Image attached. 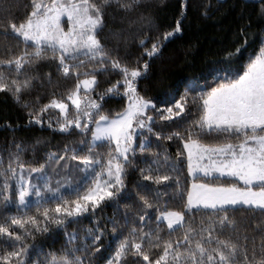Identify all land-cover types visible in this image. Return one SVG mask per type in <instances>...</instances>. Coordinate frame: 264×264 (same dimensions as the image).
Here are the masks:
<instances>
[{"label":"snow or ice","instance_id":"1","mask_svg":"<svg viewBox=\"0 0 264 264\" xmlns=\"http://www.w3.org/2000/svg\"><path fill=\"white\" fill-rule=\"evenodd\" d=\"M11 7L0 0V92L23 103L30 124L43 126L45 114L58 110L47 126L80 139L46 152L42 163L35 160L40 140H13L0 151V264H264V42L243 68L231 64L243 45L226 52L211 84L192 81L179 99L169 91L158 108L137 88L149 69L143 58L158 57L182 32L179 20L152 37L145 0H31L19 20ZM259 10L264 14V0ZM107 19L126 24L116 35L142 49L131 66L102 42ZM42 65L72 86L58 94L59 81L42 74ZM98 76L109 78L103 90ZM45 82L53 87L47 103L39 95L35 103L24 99ZM115 97L127 103L109 115L106 98ZM189 117L183 134L156 131ZM152 137L156 146L179 141L175 156L154 151ZM182 164L190 186L181 184ZM130 169L140 177L135 192L128 190ZM166 182L175 191L162 205ZM125 199L133 204L123 205L119 219L98 214L108 204L119 210ZM89 216L93 223L83 225ZM53 227L66 242L34 257L29 240Z\"/></svg>","mask_w":264,"mask_h":264},{"label":"trees","instance_id":"2","mask_svg":"<svg viewBox=\"0 0 264 264\" xmlns=\"http://www.w3.org/2000/svg\"><path fill=\"white\" fill-rule=\"evenodd\" d=\"M8 2L12 5L11 17L13 19H23L31 10V0H8ZM145 5L144 14L151 16L154 25L153 30L149 33L150 36L156 37L171 30L177 20L180 21L182 28L181 33L165 42L162 53L158 57L149 59L145 56L143 58L148 60L149 69L139 79L137 88L141 95L151 99L158 108L162 107L169 99V91L175 93L176 99H179V96L183 95L184 86L192 81H198L201 85L211 84L213 69L223 65L226 52L234 51L235 47L243 45L240 53L231 60L232 65L243 68L249 57H254L258 53L262 42H264V14L259 10V0H145ZM205 10L208 11V15L203 14ZM125 27L127 25L121 23L119 19H107L101 39L109 49L114 50L115 55H118L122 61H127L131 66L142 49L137 47L135 40L130 39L125 42L123 38L116 35ZM241 29L244 30L243 35H241ZM245 38L247 43H245ZM5 42L0 38V47ZM127 53L132 55L129 56ZM40 72L42 74L52 72L53 81H59V86L55 89L58 94L66 92L72 86L71 82H65L57 76L54 66L42 65ZM112 78L119 79L118 76ZM98 80L100 90L108 86L109 78L98 76ZM52 90L53 87L46 82L43 88L37 84L32 94L26 95L24 99L29 103H35L34 98L39 95V104L42 105L48 102ZM195 95V91H189V107H191V97ZM126 103L127 101L123 97L106 98L105 111L112 115L121 111ZM57 112L58 110H52L45 114L43 126L30 124L27 115L28 109L24 107L23 103H17L11 94L0 92V151L7 148L13 140L29 144L40 140L41 144L37 145L35 160L42 163L46 152L59 151L64 144L79 140L80 137L76 133L69 136L47 126L48 119L55 120ZM190 120L191 117L188 120L176 118L177 122L170 127L155 126L156 131L162 133L180 131L183 134ZM201 139L206 143L218 142L211 136H202ZM152 140L154 151L163 152L167 148L172 156H175L180 143L175 139L172 141L161 140L156 146L155 138L152 137ZM99 150L104 151V149ZM4 154L6 155V153ZM25 159L32 161V154L27 153ZM140 166L143 167L144 164L140 163ZM181 168V184L190 186L191 180L186 165L182 164ZM58 178L54 177V179ZM78 178V174L73 173V180ZM139 181V173L130 169L127 178L128 190L132 192L138 190ZM166 183L169 184L168 187H161V191L168 194L159 201L162 205L169 201L175 191L174 183ZM142 194L148 195L150 198L152 195L150 192ZM125 204H133V201L122 200L119 210L112 204H108L102 213L98 210V214L106 218L117 212L119 219ZM170 206L175 207L174 202ZM12 210H15L14 207ZM243 215V213H236L238 219ZM92 223L93 218L90 216L83 220V225L90 226ZM73 227L78 226L70 225L69 231ZM109 227L111 226L109 225ZM65 242V234L55 227L49 233L38 234L35 240H29V244L35 246L32 250L34 257L37 254L43 257L49 251H56ZM101 252H105V249H101Z\"/></svg>","mask_w":264,"mask_h":264}]
</instances>
